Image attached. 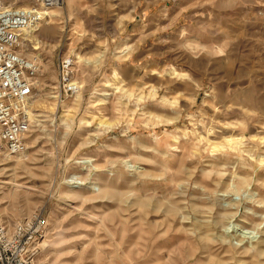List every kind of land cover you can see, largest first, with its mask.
I'll list each match as a JSON object with an SVG mask.
<instances>
[{"label":"rangeland","instance_id":"rangeland-1","mask_svg":"<svg viewBox=\"0 0 264 264\" xmlns=\"http://www.w3.org/2000/svg\"><path fill=\"white\" fill-rule=\"evenodd\" d=\"M50 14L24 37L41 65L28 150H0V218L48 220L37 264H264V0ZM68 55L82 90L60 99Z\"/></svg>","mask_w":264,"mask_h":264},{"label":"built area","instance_id":"built-area-1","mask_svg":"<svg viewBox=\"0 0 264 264\" xmlns=\"http://www.w3.org/2000/svg\"><path fill=\"white\" fill-rule=\"evenodd\" d=\"M66 0H35L18 6L0 0V150L22 155L28 150L32 124V100L40 65L26 56L24 32L45 23L48 12ZM74 55L61 56L58 90L62 99L75 97L82 86L77 79ZM49 233L45 215L39 211L11 223L0 218V264H37Z\"/></svg>","mask_w":264,"mask_h":264},{"label":"bare ground","instance_id":"bare-ground-1","mask_svg":"<svg viewBox=\"0 0 264 264\" xmlns=\"http://www.w3.org/2000/svg\"><path fill=\"white\" fill-rule=\"evenodd\" d=\"M68 2H69V0H68ZM26 6V5H25ZM48 14H49V16L47 17V22H50V19H52V15L50 14V12H48ZM55 17V16H54ZM57 18V17H56ZM54 20V19H53ZM46 23V22H45ZM40 27L41 26H38V27H32V28H30V29H27V30H25V32H24V34H23V36L25 37V38H28L29 39V41L30 40H32V38L35 36V32L36 31H38L39 29H40ZM38 39V38H37ZM37 41V40H36ZM34 42V41H33ZM25 43L28 45V41H27V39H26V41H25ZM38 44H36V46H37ZM30 46V45H29ZM195 46V45H194ZM199 47V46H198ZM35 49H37V47H34V50ZM195 49V48H194ZM27 55V54H26ZM37 56H40V55H37ZM28 57V56H27ZM28 58H30V57H28ZM34 58V57H33ZM38 58V57H37ZM36 57H35V59H36V61L39 63V65H40V62H39V60L37 59ZM48 64L46 63V66H47ZM40 68H41V65H40ZM79 94V93H78ZM77 94V95H78ZM76 95V96H77ZM55 112H56V110H55ZM230 141H233V139H231ZM238 141H240V139H238ZM242 141V140H241ZM240 141V142H241ZM25 155H26V153H24ZM24 154H22L21 156H23ZM10 154H7V156L8 157H11V156H18V155H10ZM24 155V156H25ZM89 161V160H88ZM251 218V217H250ZM216 261V260H215Z\"/></svg>","mask_w":264,"mask_h":264},{"label":"crops","instance_id":"crops-1","mask_svg":"<svg viewBox=\"0 0 264 264\" xmlns=\"http://www.w3.org/2000/svg\"><path fill=\"white\" fill-rule=\"evenodd\" d=\"M69 5H71V3Z\"/></svg>","mask_w":264,"mask_h":264}]
</instances>
